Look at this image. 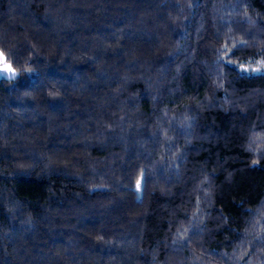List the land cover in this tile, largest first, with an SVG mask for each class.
Wrapping results in <instances>:
<instances>
[{
	"label": "trees",
	"instance_id": "16d2710c",
	"mask_svg": "<svg viewBox=\"0 0 264 264\" xmlns=\"http://www.w3.org/2000/svg\"><path fill=\"white\" fill-rule=\"evenodd\" d=\"M0 264H264V0H0Z\"/></svg>",
	"mask_w": 264,
	"mask_h": 264
},
{
	"label": "rangeland",
	"instance_id": "374dc122",
	"mask_svg": "<svg viewBox=\"0 0 264 264\" xmlns=\"http://www.w3.org/2000/svg\"><path fill=\"white\" fill-rule=\"evenodd\" d=\"M5 63L9 64L8 62H6L4 60V57H3L2 53L0 52V68H2ZM10 66H11V68L15 69L12 65H10ZM15 72H16V74H15V76H16L17 75L16 69H15ZM15 76H12L11 73H9V72L0 73V77L12 78V77H15Z\"/></svg>",
	"mask_w": 264,
	"mask_h": 264
},
{
	"label": "snow or ice",
	"instance_id": "6c2138e0",
	"mask_svg": "<svg viewBox=\"0 0 264 264\" xmlns=\"http://www.w3.org/2000/svg\"><path fill=\"white\" fill-rule=\"evenodd\" d=\"M2 72H9L12 76H15L16 74L15 69L11 68V66L7 63H5L2 68H0V73Z\"/></svg>",
	"mask_w": 264,
	"mask_h": 264
}]
</instances>
